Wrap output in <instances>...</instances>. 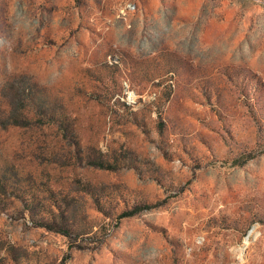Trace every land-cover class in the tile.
<instances>
[{
    "label": "rangeland",
    "instance_id": "374dc122",
    "mask_svg": "<svg viewBox=\"0 0 264 264\" xmlns=\"http://www.w3.org/2000/svg\"><path fill=\"white\" fill-rule=\"evenodd\" d=\"M8 84L76 136L0 125V264H264V0H0Z\"/></svg>",
    "mask_w": 264,
    "mask_h": 264
},
{
    "label": "trees",
    "instance_id": "16d2710c",
    "mask_svg": "<svg viewBox=\"0 0 264 264\" xmlns=\"http://www.w3.org/2000/svg\"><path fill=\"white\" fill-rule=\"evenodd\" d=\"M5 94L6 101L4 100L2 107L0 106V125L49 123L54 124L65 136H76L73 116L63 104L55 103L47 97H38L31 91L25 92L18 97V94L13 91L11 84L6 86ZM74 145L76 146V148L73 147L75 152L78 155L81 154L87 164L100 168H113L117 165V162H112L105 158L100 150L90 147L81 149L78 141ZM141 207H150V205L134 206L131 210L121 212V216L130 215ZM31 216L40 224L67 233L65 232L67 230L65 226H57L55 224L56 215L54 213H49L46 216L45 214L32 212Z\"/></svg>",
    "mask_w": 264,
    "mask_h": 264
}]
</instances>
